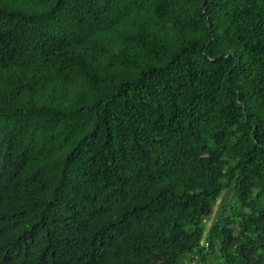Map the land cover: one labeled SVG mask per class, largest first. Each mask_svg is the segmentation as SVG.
<instances>
[{
	"label": "trees",
	"instance_id": "1",
	"mask_svg": "<svg viewBox=\"0 0 264 264\" xmlns=\"http://www.w3.org/2000/svg\"><path fill=\"white\" fill-rule=\"evenodd\" d=\"M0 264H264V0H0Z\"/></svg>",
	"mask_w": 264,
	"mask_h": 264
}]
</instances>
